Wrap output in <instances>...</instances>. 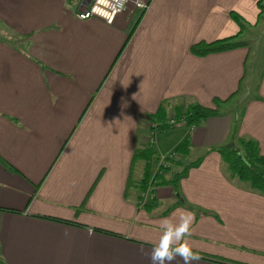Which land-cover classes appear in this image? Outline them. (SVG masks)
<instances>
[{
	"label": "crops",
	"instance_id": "obj_1",
	"mask_svg": "<svg viewBox=\"0 0 264 264\" xmlns=\"http://www.w3.org/2000/svg\"><path fill=\"white\" fill-rule=\"evenodd\" d=\"M142 1L107 24L77 18L85 0H0V264H150L144 241L182 211L199 264H264V194L215 151L235 128L264 156V0ZM195 104L219 113L157 138L142 191L154 114ZM182 142L173 161L200 163L173 184L182 165L158 172L159 158Z\"/></svg>",
	"mask_w": 264,
	"mask_h": 264
},
{
	"label": "trees",
	"instance_id": "obj_2",
	"mask_svg": "<svg viewBox=\"0 0 264 264\" xmlns=\"http://www.w3.org/2000/svg\"><path fill=\"white\" fill-rule=\"evenodd\" d=\"M233 18L237 22H239V24H241L238 16L234 15ZM237 37L238 36L221 38L209 43L200 41L192 44L190 47V51L195 55L204 56L208 53L232 50L237 47L247 45V42L237 40ZM221 102V100L216 99L214 103L216 106H219ZM162 110L164 109L159 108L158 112H156L153 116V118L155 117L157 120L162 121H157L158 125L155 128L156 132L170 130L177 124L186 127H190L192 125L196 126L204 119L210 116L218 115L219 113L217 107L207 108L198 104L190 105L184 110L181 108H177L175 110V114H173L174 123L168 124L164 112V115L161 116ZM187 151V142H182L175 148L174 153L175 155L177 153H180V155L183 156L187 154ZM215 151H217L221 155L223 161L228 166V171L233 177L237 178L240 181L248 183L252 189L264 194V156L260 153L258 144L255 140L251 138L237 137L236 129L234 128L232 129L229 142L225 145L217 147ZM153 153V147L148 143L147 146L138 150L134 155V160L142 159L144 160V162H146L143 178L139 180L140 188L142 189V191L147 187L150 175L149 163L152 159ZM173 163L175 165H182L183 168L182 171L171 174V177L168 179V182L176 184L178 179L183 177L188 169L199 165L200 159L187 164H183L178 159L174 160ZM165 169L167 170L170 168L166 167ZM217 260L224 261L222 259ZM230 264L234 263L231 262Z\"/></svg>",
	"mask_w": 264,
	"mask_h": 264
},
{
	"label": "clouds",
	"instance_id": "obj_3",
	"mask_svg": "<svg viewBox=\"0 0 264 264\" xmlns=\"http://www.w3.org/2000/svg\"><path fill=\"white\" fill-rule=\"evenodd\" d=\"M124 2L126 3L127 0ZM193 222L194 215L189 211L180 212L176 221L163 218L159 225L161 234L158 240L144 241V243H151L152 247L145 252L141 246V254L148 258L150 264H173L177 258L183 264H199L202 257L187 239L192 234Z\"/></svg>",
	"mask_w": 264,
	"mask_h": 264
},
{
	"label": "built area",
	"instance_id": "obj_4",
	"mask_svg": "<svg viewBox=\"0 0 264 264\" xmlns=\"http://www.w3.org/2000/svg\"><path fill=\"white\" fill-rule=\"evenodd\" d=\"M129 4L133 5V7L140 12H144L148 8V4L142 0H127L126 3L124 0H91L85 9H82L77 13V18L79 20H86L94 17L103 20L107 24H113L115 18L124 12ZM167 123L173 124L174 118L171 117ZM157 125L158 122L150 124V135L148 136V143L150 145L154 143V135L156 133L155 128ZM194 129V125L189 127V130L191 131ZM174 157L175 153L160 157L158 172L165 167H169Z\"/></svg>",
	"mask_w": 264,
	"mask_h": 264
},
{
	"label": "rangeland",
	"instance_id": "obj_5",
	"mask_svg": "<svg viewBox=\"0 0 264 264\" xmlns=\"http://www.w3.org/2000/svg\"><path fill=\"white\" fill-rule=\"evenodd\" d=\"M258 35V32L256 31V30H249V31H247L245 34H244V36H242V37H240V38H237V40H240V41H242V42H248V41H246L245 39H254L255 37H256V39H257V36ZM259 40V39H258ZM248 44H249V42H248ZM257 51H258V47H256V53H257ZM254 54H255V50L254 49H252V51H251V58H250V62H251V60L253 59V57H254ZM244 104H245V102H240L239 104H238V107L236 108V110L238 111V112H240L241 111V109L243 108V106H244ZM178 127H175V128H172V129H170V131L171 130H174V129H177ZM182 128H184V127H182ZM167 132H169L168 130H165V131H161V132H156L155 133V135H154V139H155V141H154V147H155V145H156V141H157V138L159 137V136H161L163 133H167ZM160 150H161V148H160ZM163 151V150H162ZM154 169H155V166L154 165H151V171L153 172L154 171Z\"/></svg>",
	"mask_w": 264,
	"mask_h": 264
},
{
	"label": "water",
	"instance_id": "obj_6",
	"mask_svg": "<svg viewBox=\"0 0 264 264\" xmlns=\"http://www.w3.org/2000/svg\"><path fill=\"white\" fill-rule=\"evenodd\" d=\"M90 1L91 0H85V3H86V5L84 6V8L83 9H85L86 8V6L90 3Z\"/></svg>",
	"mask_w": 264,
	"mask_h": 264
}]
</instances>
